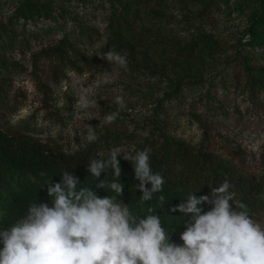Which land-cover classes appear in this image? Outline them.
Segmentation results:
<instances>
[{"label": "rangeland", "instance_id": "rangeland-1", "mask_svg": "<svg viewBox=\"0 0 264 264\" xmlns=\"http://www.w3.org/2000/svg\"><path fill=\"white\" fill-rule=\"evenodd\" d=\"M59 1L75 9L80 18L85 14L97 17L89 23L99 32L100 41L89 53L100 55L101 48L109 44L101 55L114 51L127 64L110 65L97 56L94 66L84 73L67 69L55 79L56 63L44 54L55 41L22 56L1 57L17 93L12 97L18 96L13 111L1 121L2 130L75 152L90 145L81 139L90 125L99 146L106 144L107 135L118 138L116 147H99L100 155L114 148L135 152L136 141L149 136L158 103L177 82L202 76L222 81L216 103H222L225 112L212 114L209 109L216 107L214 102L209 107L202 103L201 94H186L183 103L166 105L170 109L167 133L199 148L205 138L202 122L216 132L210 133L218 155L254 172V159L259 160L264 152V90L249 91L246 85L237 89L233 75L242 69L239 60L245 56L258 72L264 70V46H254L251 35L261 16L258 5H242L244 0H117L107 7L119 10L122 25L111 34L108 18L102 17L103 7L94 4L95 0ZM118 97L123 106L116 102ZM195 112L204 118L198 121ZM108 115L114 116L112 122L107 121ZM28 179L37 181L36 176ZM51 183L46 180L45 187ZM258 221L264 222V217Z\"/></svg>", "mask_w": 264, "mask_h": 264}, {"label": "trees", "instance_id": "trees-1", "mask_svg": "<svg viewBox=\"0 0 264 264\" xmlns=\"http://www.w3.org/2000/svg\"><path fill=\"white\" fill-rule=\"evenodd\" d=\"M115 1L117 0H95L94 3L103 7L102 17L108 18L111 34L114 28H120L122 25L119 10L107 7L108 3ZM247 3L261 8L260 19L252 26L251 35L252 44L263 47L264 0H244L242 5ZM95 18L97 19L96 16L88 14L80 18L75 9L62 5L59 0H0V58L8 54L22 56L37 46L39 48L45 43L55 41L44 53L47 59H54L53 63H56L54 78L58 79L60 72V75H63L67 69L82 74L94 66L98 58L86 54L100 41L99 32L89 23ZM45 23L49 26L40 30L27 29L28 26ZM109 47V44L105 49L102 47L100 55ZM33 59L36 60V56ZM239 65L242 69L233 75L236 88L246 85L249 91L264 90V70L258 72L254 69L249 56L239 60ZM6 67L8 65L0 62V228L8 227L22 218L33 203H48L51 206L45 181L60 182V177L66 170L75 174L81 180L82 186H89L101 197L115 195L107 185L119 179L124 185V191L118 202L128 205L138 216L146 214L149 208L155 209L153 214L161 216L168 231L173 232L171 241L177 245L183 243L180 234L191 217H185L172 209L177 207L188 193L199 191L197 196L210 195L212 188L219 187L225 180L231 185L229 191L234 195L235 204L242 206L257 221L264 217V152L259 160L254 159V172H249L246 168L224 160L216 153L211 135L216 132L202 122L205 138L199 148H192L167 133L170 109L166 108V105L183 103L186 94H201L202 103H208L209 107H214L210 106L214 102L216 107L209 109L212 114L225 112L223 104L216 103L218 85L224 87L222 81H212L202 76L187 78L177 82L173 91L158 103L154 117L149 123V136L136 141V151L150 150L152 170L163 175L165 184L161 193L155 194L150 202H143L142 192L137 188L140 182L135 179L133 162L125 160L123 156L119 158L120 178L114 177L111 169L103 172L98 179L88 171L92 159L99 160L108 156L100 155V148L105 145L116 147L114 142L118 138L113 139L107 135L106 144L102 146L96 141L90 143L86 149L71 152L56 145L2 130V119L13 111L12 108L18 101V96L12 97V94L17 93H14L10 77L8 79V73L3 69ZM257 72L261 77L256 76ZM206 89L208 90L204 92ZM205 115L208 118L206 112ZM193 116L198 121L204 118L201 112H195ZM100 140L103 141L104 138ZM29 176H36L37 181H30ZM102 182L105 187H100ZM160 196L164 197L163 202L160 201ZM210 207L208 204L203 205L205 211L210 210Z\"/></svg>", "mask_w": 264, "mask_h": 264}, {"label": "clouds", "instance_id": "clouds-1", "mask_svg": "<svg viewBox=\"0 0 264 264\" xmlns=\"http://www.w3.org/2000/svg\"><path fill=\"white\" fill-rule=\"evenodd\" d=\"M86 54L110 65L127 64L114 51ZM116 102L123 106L121 98ZM113 120V115L107 116L108 122ZM81 139L96 141L94 127L89 125ZM121 156L133 162L143 202L163 191L165 179L153 172L149 149L114 148L107 157L92 159L88 171L98 179L111 169L120 178ZM230 187L225 180L210 195L190 192L172 209L191 217L180 234L183 243L177 245L161 216L153 214L155 209L138 216L118 202L124 191L119 179L107 185L115 195L101 197L66 170L60 182L47 185L51 206L33 203L22 218L0 228V264H264V222L234 203ZM159 199L163 202L164 197ZM205 204L210 210H204Z\"/></svg>", "mask_w": 264, "mask_h": 264}]
</instances>
